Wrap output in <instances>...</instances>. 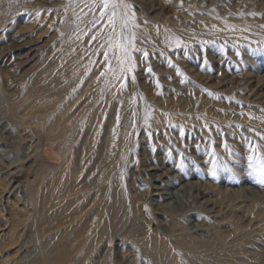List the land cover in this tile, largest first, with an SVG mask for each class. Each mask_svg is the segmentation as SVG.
I'll list each match as a JSON object with an SVG mask.
<instances>
[{"label":"rangeland","instance_id":"1","mask_svg":"<svg viewBox=\"0 0 264 264\" xmlns=\"http://www.w3.org/2000/svg\"><path fill=\"white\" fill-rule=\"evenodd\" d=\"M99 3L0 0V264H81L77 253L67 262L43 261L48 236L35 223L33 206L39 182L63 181L74 169L79 157L74 147L82 138L71 132L56 139L46 136L45 121L57 108L32 115L26 105L28 99L41 101L29 98L32 88L64 76L56 53L68 49L70 36L80 39L83 50L88 37L94 40L79 87L102 68L112 25L107 16L101 18ZM117 19L125 22L119 25L123 34L145 37L136 43L135 66L121 72L118 87L132 100L128 110L139 97L146 108L149 90L169 104L179 125L173 134L168 129L147 133L139 125L132 130V161L121 175L128 199H137L150 230L144 235L159 234L171 244L176 236L208 243L213 234H221L226 244L236 239L244 244L245 251L230 253L236 257L232 264H264V150L257 148H264L259 133L264 131V0H121ZM153 31L172 33L184 43L170 51L159 49L150 42ZM184 103L188 107L181 108ZM239 223L244 229L236 233ZM118 242L105 249L109 253L112 248L110 264H148L129 248L136 242ZM203 255L196 259L184 253L179 264H223L219 253Z\"/></svg>","mask_w":264,"mask_h":264},{"label":"bare ground","instance_id":"2","mask_svg":"<svg viewBox=\"0 0 264 264\" xmlns=\"http://www.w3.org/2000/svg\"><path fill=\"white\" fill-rule=\"evenodd\" d=\"M121 24L124 26L125 22L117 19L115 28H111V36H108L107 41L103 40L104 52L108 59H105L102 68L88 77L81 87L77 81L84 76L83 73L88 66L87 61L90 58L86 56V52H92L89 48L93 46L94 40L88 37L85 42L86 50H83L81 47L84 45L80 39L70 36L67 42L68 49L62 50L63 46L56 53L57 67L64 68L59 74L62 73L64 76L61 75L52 83L41 88H32L29 91V98L41 97L38 103L34 104L32 100L26 98L28 101L26 107L32 115L38 111L45 113L57 108L54 116H50V119L45 121L46 136L50 135L56 139L68 137L67 134L71 132L73 138H82L74 147L75 154L79 156V160H75L78 163L73 162L74 169L71 168L68 173L66 172V179L61 181L55 176L56 179H49L47 183L39 182L47 189L44 191V187L39 186V192L36 193L37 196H34L36 206H33L35 207L33 219L38 226L43 227L40 229L45 234L47 233L46 238L48 236V241L44 245L43 261L67 262L71 260L74 253H77L79 260L77 262L81 264H110L109 256L112 248L109 249V253H106L105 249L111 241L120 246L121 242L118 241L129 238L137 243V246L131 244L129 248L135 254L140 255L142 263L179 264V258L184 253L185 255L194 254V256L219 253L221 263L232 264L236 261V257L229 256L230 253L235 252L237 255L239 253L237 249L241 252L245 249H243V242H238V239L229 242L230 246H228L224 243L225 237L221 234H213L212 242L208 243L199 242L191 236H176L169 244L168 239L159 237V234L158 236L152 234L149 236L150 239L144 235L147 224L137 208V199L135 201L128 199L121 175L132 155V130L139 125L143 126L144 132L147 133L152 132L153 129L162 131L168 129L173 134L178 131L179 125L167 109L169 104L164 103L149 90H147L146 97L151 102L146 108L141 107L142 98L139 97L128 110L132 100L130 98L129 101L126 93H123L121 87L118 86L123 74L121 72L126 71L129 65L125 61L122 70L118 58L123 57V53L115 45L118 43L126 45L131 61L137 62L135 61L136 43L142 42L145 37L137 33H126L127 31L123 34L119 26ZM100 29L102 27L96 31L98 34H102ZM153 36L150 42H154L160 47L159 49L165 48L170 51L180 48L184 43V39L175 37L172 33L162 32ZM194 44L191 43L189 49L193 48ZM133 61L132 65L135 64ZM49 90L51 94L48 95ZM58 95H65L68 99L60 103L61 99L56 100ZM188 104L184 103L181 108L188 107ZM41 105H43V110H41ZM202 110L205 111V108ZM31 122H36V120H31ZM259 133L264 136V131H259ZM257 148L260 152L264 150L261 144ZM68 166L69 163H67ZM114 168H118V171L113 172ZM198 227L196 230H199ZM235 228L236 233L242 232L244 226L239 223ZM170 230L174 231V227ZM14 231L11 230V233ZM49 234H52L50 235L51 240ZM232 245H235L233 250L229 249ZM127 257L125 256L128 260ZM215 258L218 260L217 256ZM125 263L127 264L126 261Z\"/></svg>","mask_w":264,"mask_h":264},{"label":"snow or ice","instance_id":"3","mask_svg":"<svg viewBox=\"0 0 264 264\" xmlns=\"http://www.w3.org/2000/svg\"><path fill=\"white\" fill-rule=\"evenodd\" d=\"M120 7H121V0H100V3H99V8L101 10V18H104L105 16H107L108 22L110 25H112L113 29L115 28L117 9ZM115 47L123 53V57L118 58L120 61L122 70H123V65L125 61H127L129 65L127 70L131 71L132 61H131V55L128 50V47L121 43H118L117 45H115ZM149 71H151V69H149ZM260 171L262 174H264V160L261 161Z\"/></svg>","mask_w":264,"mask_h":264}]
</instances>
